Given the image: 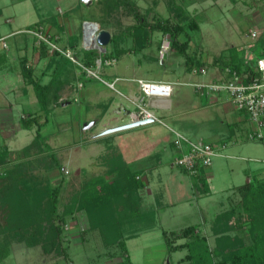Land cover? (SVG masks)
I'll use <instances>...</instances> for the list:
<instances>
[{
    "label": "rangeland",
    "instance_id": "1",
    "mask_svg": "<svg viewBox=\"0 0 264 264\" xmlns=\"http://www.w3.org/2000/svg\"><path fill=\"white\" fill-rule=\"evenodd\" d=\"M127 1L132 2L146 20H155L158 15L166 16L167 8L163 1H161L162 3L157 2L155 5L151 3L152 0ZM96 2L92 4L89 10H86L99 20L102 29L111 34L108 43L103 46L104 51L102 53H105V55L107 53L112 54L116 50L115 48H122L125 52L115 58V62L112 64H105L101 67L94 66L93 72L99 77H86L81 69L77 67L78 65L71 60V63L65 61L64 66L60 68L62 75L65 73L64 77H67L68 83H72L68 87H62V92H66L63 96L66 103L63 102L66 105L60 107L62 99L54 103L51 102L48 122L41 129V133L46 138L45 141L49 145L51 153L58 160L59 165L55 164L54 158L42 146L39 148L29 147L35 137L36 127L23 128L20 119L27 117L28 113L34 109L30 102V92L23 86L24 88L19 91L5 94L8 83L14 91L18 89V86H21V83L17 81V76L14 77L15 75L12 74L9 77L6 76L7 80L0 79V113L7 98L9 102L14 104L17 101L13 109L9 110L10 112L4 110V116H0V151L7 149L11 152L6 156L7 163H0V185L6 183L1 178L5 170L15 163L22 162L24 163L23 168H25L24 173L26 175H33L36 179H40L43 184L58 185V211H62L63 207L70 203L71 197L87 181L96 178L105 181V173H107L113 161L118 162L122 158L121 148L123 145L127 147L129 145L131 151L141 148L140 155L144 157V155L151 154L156 147V150L160 152L161 145L164 143L163 137L173 136L169 128L182 132L187 137H191L190 139L198 141L213 135L215 128L220 129L222 134H229L237 124L229 117L231 114L228 115L222 107L199 109L201 113L203 112V115L199 113L194 115L191 113V109L190 113L188 112L191 103L183 101L185 94H189L188 96L191 98L194 97L192 83L188 82L190 80L203 82L213 70L208 68L205 73L196 71L198 74H187L182 55L178 51L172 50L169 37L161 32H152L150 43L145 48L134 49L133 39L130 36L132 32L128 30V26L134 24V18L127 13L128 10L125 9L124 5L109 14H105L103 0H97ZM178 2L182 6L179 9L182 12L181 16L183 18L192 16L190 8L187 7L188 3L185 1L183 3L181 0ZM247 2L249 3L247 7H250L248 9L242 1H239L232 11L223 9L221 13L212 9L203 10L200 14L207 16L210 21L202 19L199 31L189 30V33L193 35L189 50H193V46L199 44L203 49V58L207 57V54L210 56L214 53H225L232 45H234L233 48L242 51L244 47L240 46L252 41L249 32L257 30L260 24L258 19L254 18L255 5L253 1L247 0ZM199 18L198 15L197 19ZM124 32L125 36H122L124 39L115 44L112 41V36H121ZM56 46L73 55L79 63H83L80 58L84 52L81 45L74 49L66 48L68 45H65V37H61ZM162 48L167 50L162 51ZM90 49L94 50L95 48ZM125 74L138 76L132 79L136 85L138 79L163 80L173 83L172 97H170L172 101L177 102L173 109L175 111L184 110L187 113L180 117L175 115L174 120H169V118L160 117L163 114L158 110L156 114H153L160 120L159 122L153 120V122L142 124V126L135 129H124L98 136L97 134L102 129L112 126L109 123L114 121L124 123L131 117L133 118L134 114H137L138 107L135 99L132 101L134 105L131 106L133 111L128 113L130 118L127 114L123 116L122 111L120 116L123 117L119 119L114 108L112 110L105 106L106 103L110 102L109 97H112V100L121 98L118 94V82L126 79V77H123ZM78 83H81V86H78ZM107 83L112 84L113 87L107 85ZM29 87L32 96L35 98L32 87ZM24 91L27 92L25 95H23ZM76 92H78V95ZM195 100H198L197 97ZM145 102L144 107L149 109ZM194 103H197V101H194ZM58 104H60L59 107L56 106ZM239 112L242 113L240 115H245L244 112ZM246 121L248 127L243 126L244 130L241 133L231 137L232 140L235 138L236 141L232 142L231 140L227 148L222 150V153L227 156L213 158L212 166L215 168L211 179L212 189L209 197L199 200L197 205L196 202H190L191 205L187 204V209L183 210L179 207L180 205L175 198H173L174 204L168 205V198L162 196L159 201L164 207L160 212L161 220L157 223V226L149 230L148 228L145 229L143 222L135 225L139 228L137 230H141L138 233L139 236L126 241L132 264L161 263L159 261L161 259L176 264L177 259L183 258L187 251L186 249H180L169 252L164 245L162 230H179L191 225L197 226V223H200L203 217L208 218L207 221L211 224V217L221 210L225 211L232 207L236 208V212L230 221L232 225L235 224L239 227L234 230L242 236L245 243L252 241L248 234V228L254 223L247 215L242 214L241 196L237 191V187L246 182L248 171L258 168L264 169V139H249L248 132L255 125L248 120V116H246ZM260 130L263 132L264 127ZM152 141H156L154 149L150 148V142ZM155 153L154 151L147 159L153 161L162 154L155 155ZM167 173L166 170L162 171V177L169 179L168 176H164ZM111 174L115 175L114 173ZM183 174L186 175V173ZM153 182L155 183L154 180ZM167 183V189H172L173 185L170 183V179ZM156 186L151 185V190H154L155 193L158 188L159 192L161 189H165V185L161 187V184H158ZM194 186L199 190L197 183ZM151 198L148 194L145 196V200L148 202ZM199 204L203 207V214H201ZM7 218L9 219L8 203L0 202V226L6 224ZM86 223V215L83 210L75 212L74 216L66 217L62 245L66 247L67 256L53 253L44 254L40 245L28 246L23 240H15L13 238L16 233L15 230L2 231L0 232V243H7L8 254L0 264H114L120 261L117 255L110 256L114 248H106L99 232L96 230L90 231ZM200 228L203 230L202 226L199 227V230H201ZM203 233L200 234L203 235ZM185 241L186 238H181L177 240V243ZM113 252L116 254L115 250Z\"/></svg>",
    "mask_w": 264,
    "mask_h": 264
},
{
    "label": "trees",
    "instance_id": "2",
    "mask_svg": "<svg viewBox=\"0 0 264 264\" xmlns=\"http://www.w3.org/2000/svg\"><path fill=\"white\" fill-rule=\"evenodd\" d=\"M121 5H124L127 12L134 18V24L128 26L129 32H132L130 36L133 39L134 49L145 48L150 43L152 32H161L169 35L170 47L182 55L187 70L205 66V62L197 57L195 52L189 50L188 26L172 22L169 18L146 20L133 3L127 0H103L105 14H109ZM195 24L192 22L189 25L190 30L194 29L192 26ZM183 32L186 33V37L180 40L178 36ZM122 36H125V32L121 36H112V41L117 44L118 41L124 39ZM42 44L45 46L46 56L53 59L52 61L61 60L62 67L65 61L71 63L70 59L59 51L49 52L48 46ZM115 49L114 53L106 55L95 49H87L80 58L85 66L94 67L95 60L100 56L117 58L125 52L122 48ZM229 50L230 56L233 54L231 57L225 59L215 56L212 62L242 73L246 69L243 66V59L239 60L235 57V53L237 54L235 48ZM21 71L25 82L32 85L39 104V112L30 111L27 117L20 119L23 128L36 127L35 137L29 147L42 146L54 158L55 164L59 165L41 129L48 122L51 102H57L61 87L58 88L55 85V79H51L47 84H41L34 77L32 67L24 61L21 63ZM262 121V127H264V116H262ZM259 139H264V136ZM211 145L213 146L212 143ZM24 151L26 153L25 149ZM10 153L7 149L0 151L1 164L7 163L6 156ZM23 167L22 162L15 163L12 167H5L7 169L1 177L6 183L0 185V202L8 203L9 219H6L5 225L0 226V232L13 229L16 231L13 237L15 240H23L28 246L40 245L44 254L67 256L66 247L62 245L66 217L74 216L75 212L83 210L88 229L98 231L104 246L113 247L116 251V254L114 250L110 253L111 257L115 255L119 257L120 261L114 264H132L127 255L125 238L130 228L143 222L139 220L138 191L144 183L136 178L135 172L130 170L122 159L118 162L114 160L108 170L116 176L113 175L111 180L104 181V179L96 178L87 181L77 193L75 192L70 203L66 204L62 211H58V185L43 184L33 175H26ZM195 179L199 189L205 191L204 193L208 192L206 177L199 176ZM237 191L241 196L242 214L247 215L255 224L252 223L255 227L252 225L248 228L252 241L245 243L242 236L234 230L239 227L232 225L230 221L236 212V208L232 207L214 216L210 224L211 233L214 236L212 246L209 245L205 234H200L199 230L195 231L196 225L179 230L163 231L164 243L169 252L180 249L187 251L176 264H264V177L258 178L252 174L249 181L237 187ZM181 238H186V241L177 243V240ZM7 254V243H0V262Z\"/></svg>",
    "mask_w": 264,
    "mask_h": 264
},
{
    "label": "crops",
    "instance_id": "3",
    "mask_svg": "<svg viewBox=\"0 0 264 264\" xmlns=\"http://www.w3.org/2000/svg\"><path fill=\"white\" fill-rule=\"evenodd\" d=\"M97 0H88V2H85L84 0H0V79L7 80L6 76L9 77L11 74L16 77L17 81L21 83V86H18V89L14 91L13 88L6 85L7 90L5 94H10L11 92H16L24 87L27 88V91L30 93V102L32 103L34 109L31 111H38L39 105L37 101V97L35 95V91L31 84H28L25 82L22 71H21V63L24 61L26 64L30 65L32 67L33 75L36 79L40 81L41 84H47L51 79H55V85L61 87L59 90V98L58 100H61L62 105L58 104L56 106L62 107L65 106L66 101H64L63 96L66 92H62V87L72 84L71 82L68 83L67 77H64V74L62 75V72L60 71L61 66V60H58V62L52 61L49 56H46L45 53V46L42 43H37L35 38L29 34L26 30L36 27V26H42L43 30L51 37L52 41L55 43H59L61 37H65V45L66 48H76L78 45L82 47L83 50L86 49V32L92 33L94 29L92 30V26L90 23H95L97 29L96 33L93 34L95 36L97 34V31L99 29H102L100 27V22L96 18H94L92 15H90L87 11L92 6V4L96 2ZM139 1V0H138ZM163 1L164 5H166L167 11L166 16L158 15L157 18H169L170 21L179 23L185 26H188L189 30L192 22H195V26H192L195 30L199 31L201 29L200 21L202 19L208 20L207 16L201 15L203 10L205 9H212L218 12L223 11V9L227 11H232L235 9L236 5L239 3V1H242L243 5L245 7L249 6L247 0H181L188 3L187 7L190 8L192 16L190 15L188 18H183L182 12L179 10L182 8L181 4L177 0H152V4H157V2ZM254 6V18L259 24V28L264 25V0H252ZM103 3V2H102ZM162 3V2H161ZM120 8V6H119ZM250 7H247V9ZM87 9V10H86ZM151 11V9H150ZM201 11V12H199ZM152 12V11H151ZM128 13V12H127ZM201 13V14H200ZM168 14V15H167ZM200 16L199 19H197V16ZM210 21V20H208ZM190 23V24H189ZM188 24V25H187ZM88 25V27H86ZM90 27V28H89ZM88 29V30H87ZM105 30V29H104ZM188 30V31H189ZM192 31V30H191ZM193 31V32H194ZM189 33V32H188ZM185 32L181 33L178 37L180 40L185 39ZM88 35V34H87ZM192 34L189 33V42L192 40ZM111 37V34H110ZM169 37V35H167ZM252 40V39H251ZM253 41V40H252ZM251 41V42H252ZM94 44V43H93ZM247 44V43H246ZM246 44H243L244 47ZM257 48L261 46L260 40H257L255 42ZM70 46V47H69ZM64 47V46H63ZM234 45L231 46L233 48ZM195 48V49H194ZM237 54L235 53V57L239 60L242 58L244 50L240 51L238 48H235ZM172 50H175L172 48ZM202 48L199 44L196 46H193V50H190L191 52H195V55L199 57L202 61L205 62L206 70L210 68L213 70L209 75L206 76L205 81L199 82L197 80H190L188 83H207L211 80H214L218 76V74L222 70L221 64H215L213 63V58L215 56H221L223 58H229L230 56V50H227L225 53H214L210 56L207 54L205 58H203L202 54ZM184 59V58H183ZM186 68V66H185ZM68 69V67H67ZM197 69L192 70H185L187 74H198L196 72ZM64 72V71H63ZM37 73V75H36ZM54 76V78H53ZM123 77H126V79L119 81L118 86V94L121 98H118V100H112V97H109L110 102L106 103L105 106H107L108 109L114 108V110L117 111L118 115L117 117L120 119V113L123 111V116L128 115L130 118V115L128 114L130 111H133L131 109V106L134 105L132 102L137 94H138V87L136 83L134 82V77L138 76H132V74L128 75L125 74ZM129 77V78H127ZM6 78V79H5ZM161 79V78H159ZM20 85V84H19ZM24 86V87H23ZM32 87L34 91L35 98L32 96V92L30 90V87ZM83 86V85H82ZM194 89V88H192ZM199 92V93H197ZM27 92L24 91L23 95H25ZM63 93V94H62ZM78 95V92H76ZM75 93V94H76ZM194 97H189L185 94L183 101H187L189 104V110L188 112L193 113L194 115H203V112L201 113L199 109L203 108H209V109H217L218 107L224 108V111L231 116L233 119V122H237V124L234 126V130H232L229 134H222L220 129H214V134L207 137L206 139H202V141H207L213 144L214 149L216 150V156H227L222 153L223 149H226L228 146V143L232 140V136L237 135L238 133H241L244 127H248L247 121H246V114L240 115V113L232 102L226 97L225 93H205L200 90L194 89ZM74 95V94H73ZM172 97V95H171ZM171 97H149L146 99V106L153 112L157 113L158 110H160L163 114L160 115L162 118H169V120H174V116L180 117L181 115H185L187 111H175L174 105L177 104V102L172 101ZM197 97L198 100H195ZM70 100V99H69ZM108 100V101H109ZM35 101L37 104L35 105ZM65 103H64V102ZM194 101H197V103H194ZM17 101L15 102V104ZM70 103V102H68ZM14 103L9 102L8 98L4 102L3 108H1L0 116H4V110L7 112H10L9 110L13 109ZM51 106V105H50ZM51 108V107H50ZM57 108V107H55ZM30 111V110H28ZM39 112V111H38ZM53 112V111H52ZM177 112V113H176ZM159 115V114H158ZM233 115V116H232ZM122 116V117H123ZM242 116V117H241ZM121 117V118H122ZM202 117V116H201ZM129 121V120H128ZM116 122V123H115ZM246 122V123H245ZM119 122L114 121L112 123H109V125L118 124ZM142 125H138L131 128H137ZM186 127V126H185ZM188 127V126H187ZM252 128V127H251ZM131 130L130 128H128ZM190 127L188 128V130ZM172 133L179 132L175 129L169 128ZM185 137L187 135L183 134L182 132H179ZM174 137L172 135L164 136L163 141L164 143L161 145L162 148H160V152L157 149L156 141H152L150 148L154 149L155 155H160L158 158L153 161H149L147 159L152 155L149 154L147 156L144 155L142 157L140 155L141 148L134 149L131 151L129 145L128 147L126 145H123L121 150L122 154V161L125 162V164L128 166V168L135 172L136 176H138L139 180H141L144 183V186L139 189L138 194L140 197L139 201V220L143 221L145 229L152 230L153 227L155 228L157 226V223L161 220L160 218V212L162 207H164L161 202L159 201L162 196L168 198V205L174 204L173 198H175L176 202L180 205L179 207L184 209H187V204L190 202H196L199 203V200L205 199L206 197H209L211 194L212 184L211 179L213 178V172H214V166L211 165L209 170L206 171V179H207V185H208V192L204 193L202 190H198L195 188V184L198 182L196 179H192L186 172L182 171L181 169H178L174 165H172V159L175 155V151L172 145V139ZM191 138V137H187ZM245 138V137H244ZM156 140V139H154ZM193 140V139H191ZM235 138L232 140V142H235ZM158 143V142H157ZM120 150V151H121ZM162 157V158H161ZM148 161V162H147ZM134 167V168H133ZM166 170L168 173L164 176H168L170 179V183H172L173 188L167 189L168 180L166 177H162V171ZM186 173L183 174V173ZM105 173V180H111L113 177V174ZM248 176L246 177V182L250 177L253 175H256L258 178L264 177V169L258 168V169H252L247 172ZM155 181V183L153 182ZM158 185L161 184V187L164 186L165 189H161L159 192V188L156 189V193L154 190H151V185ZM157 187V186H156ZM154 192V193H153ZM147 194L150 196V201L145 200V196ZM192 195V196H190ZM175 202V203H176ZM191 205V204H189ZM205 205V203H204ZM191 207V206H190ZM199 209L201 210V214H203L204 210L203 207L199 204ZM203 211V212H202ZM222 211V210H221ZM220 211V212H221ZM218 212V213H220ZM217 213V214H218ZM216 215V214H215ZM212 220L214 219V216L211 217ZM165 220V218L163 217ZM208 219V218H207ZM206 218L203 217V220H201L200 223H197V229L196 232L199 230V227L202 226L203 230H199L200 233H204L207 236L208 243L210 246L214 243V236L211 233L210 224L207 221ZM141 223V222H139ZM138 224V223H137ZM136 224V225H137ZM209 224V226H208ZM139 228L133 227L130 228L127 232V236L125 238V243L129 239H134L139 236L138 233H140L141 230H137ZM181 229V228H180ZM172 229H163V231H170ZM163 237V234H162ZM180 243V242H179ZM165 245V243H164ZM127 247V245H126ZM127 255L130 259V256ZM185 255V254H184ZM179 260L181 258H178ZM177 259V261H179ZM161 263H155V264H171L169 261H166L165 259L159 260ZM175 264V263H172Z\"/></svg>",
    "mask_w": 264,
    "mask_h": 264
},
{
    "label": "built area",
    "instance_id": "4",
    "mask_svg": "<svg viewBox=\"0 0 264 264\" xmlns=\"http://www.w3.org/2000/svg\"><path fill=\"white\" fill-rule=\"evenodd\" d=\"M88 27V25H86ZM31 34L37 43H44L48 46V51H59L61 54L76 63L82 73L86 77L95 76L93 67L85 66L79 63L76 58L67 51L61 50L52 41L51 37L43 30L42 26H36L26 30ZM96 33V30L93 31ZM251 43L244 46L243 50V66L246 68L242 73L232 70L230 67H223L221 72L214 80L207 83H192L195 90H200L205 93H225L226 97L238 109L243 111L248 120L255 127H252L248 132V138H262L263 132L260 130L263 125L262 116H264V25L257 30L249 32ZM260 40L261 46L257 48L255 42ZM94 45V44H93ZM93 45H87L86 49L92 48ZM163 49L162 51H166ZM115 58H102L101 56L95 60V67L112 64ZM198 72L205 73L206 68L200 67ZM138 94L135 98L138 107L137 114L131 119L153 118L157 122L160 120L153 114L152 111L144 107V102L149 97H170L173 92V83L163 80H136ZM104 83H106L104 81ZM107 85L113 87L112 84ZM81 86V83H78ZM252 125V124H251ZM172 145L175 155L172 159V165L181 170H184L192 179L199 176H207L206 171L212 165L213 158L216 156V150L210 142L202 140H191L179 132H174ZM138 178V176H136Z\"/></svg>",
    "mask_w": 264,
    "mask_h": 264
},
{
    "label": "water",
    "instance_id": "5",
    "mask_svg": "<svg viewBox=\"0 0 264 264\" xmlns=\"http://www.w3.org/2000/svg\"><path fill=\"white\" fill-rule=\"evenodd\" d=\"M84 1L88 2V0H84ZM90 24L96 25L95 23H90ZM85 35H86V39L88 37H91V39L94 38L93 32L92 33L86 32ZM109 39H110V34L107 30H104V29L98 30L97 34L95 35V43L96 44L93 45L92 48H95L99 51V53H102L104 51L103 46H105L108 43ZM153 120H154L153 118H144V119H138V120L137 119H134V120L129 119V121H126L124 123H119V124H115V125L106 127L105 129H102L97 135L101 136V135L109 134V133L116 132L119 130H124V129H128L131 127H135L138 125L151 123V122H153Z\"/></svg>",
    "mask_w": 264,
    "mask_h": 264
},
{
    "label": "bare ground",
    "instance_id": "6",
    "mask_svg": "<svg viewBox=\"0 0 264 264\" xmlns=\"http://www.w3.org/2000/svg\"><path fill=\"white\" fill-rule=\"evenodd\" d=\"M92 26V30L94 29V31L97 29V27L95 25H91ZM90 28V27H89ZM88 30V29H87ZM94 34V33H93ZM94 38L91 39V37H88L86 40H85V43L86 45H94L96 44L95 43V36H93ZM91 39V40H90Z\"/></svg>",
    "mask_w": 264,
    "mask_h": 264
}]
</instances>
